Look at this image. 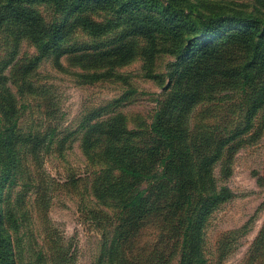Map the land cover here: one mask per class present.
Returning <instances> with one entry per match:
<instances>
[{"label":"rangeland","instance_id":"374dc122","mask_svg":"<svg viewBox=\"0 0 264 264\" xmlns=\"http://www.w3.org/2000/svg\"><path fill=\"white\" fill-rule=\"evenodd\" d=\"M103 1L80 7L99 23L91 32L65 22L71 0H14L35 14L30 29L0 14V232L13 263L264 264V67L249 58L245 26L178 59L159 30L165 0ZM190 1L173 0L193 8L190 19L264 9ZM145 15L162 20L151 36L136 31ZM53 19L62 36L38 59L33 39ZM124 161L145 176L125 181L111 167ZM129 186L147 190L140 209H121Z\"/></svg>","mask_w":264,"mask_h":264},{"label":"trees","instance_id":"16d2710c","mask_svg":"<svg viewBox=\"0 0 264 264\" xmlns=\"http://www.w3.org/2000/svg\"><path fill=\"white\" fill-rule=\"evenodd\" d=\"M47 1L54 5L55 8L61 4V2H65L67 0H41V2ZM72 5L75 6L71 9L69 14L67 15L65 22H67L68 18L71 16V27L85 26L90 32L94 30V27H98L99 23L93 21L88 17V15H82L80 7L83 4V0H71ZM109 0H104L103 2H108ZM187 5L194 6L195 4L186 0ZM261 6L262 5V0ZM68 3V2H67ZM135 4H140L143 8L148 9L149 0H123L120 2L121 9L127 10ZM15 2L14 0H0V14L2 16L1 20H5L6 22H14L20 26L21 29H30L31 26H34L35 14L26 8H22L21 11H15ZM238 5L242 7H233L227 6L225 12H213L210 15H202L200 13H196L192 19L186 18L185 16L191 17L193 15V8L188 7L189 9L185 11V7H183L179 3H173V0H165L164 4H159L158 10L161 14L164 22H161L159 30L167 33L169 35V47L170 53L175 54L178 59H182L189 52L193 50V48H208L212 43H215L220 38L219 30L228 26V29L240 28L242 25L245 27L241 29V32L238 34L241 35V39L246 44V50L248 52L249 58L252 61H256V58L259 59L260 67L259 71L264 67V41L261 39V33H259L260 26L264 21L261 19L262 15L258 12L263 13L264 9H247L242 3H238ZM146 21L144 24L140 25L136 31L139 33H143L145 35L151 36V30L148 27L151 24V21L154 23H158L160 18L155 15H145ZM165 18V19H164ZM176 18L175 22H178V19H182L188 22V24L183 28H174L176 26L173 19ZM162 21V20H160ZM64 21L61 24H58L54 21L51 22L50 28H42V35L35 37L33 40V44L39 52L38 59L44 56L49 52V49L55 45V43L62 36V27L64 25ZM169 25V26H168ZM195 27H191V26ZM264 27V26H263ZM142 28H144L142 30ZM194 28V29H193ZM142 30V31H141ZM47 32V33H44ZM259 33V34H258ZM195 34H201L199 40H196ZM191 35V36H190ZM187 37V41L185 43L182 42L184 38ZM40 38L43 39L40 41ZM258 71V72H259ZM241 78L243 83L247 82L248 76L253 77V73L250 71V68L245 64L240 71ZM151 129L154 132H159V128L156 123L153 121L151 123ZM2 132H0L1 136ZM172 146L171 143L168 147V153L166 158H170L172 156ZM164 160V159H163ZM114 166V167H113ZM111 167L115 168L121 177L128 181L132 179L133 181L136 179H140L142 176H145V171L142 169L141 165L134 164L132 162L124 161L121 163H117V165H112ZM155 173H152L154 175ZM111 184V183H110ZM121 195L120 200L122 202L121 209L125 210H136L140 209L144 201L147 199V190L145 188H137L127 187ZM1 210V206H0ZM190 221V219H189ZM1 231V228H0ZM10 233L6 230L3 233L0 232V264H14L11 259V241H10ZM184 242V238L182 239ZM186 254V251H183ZM199 261H204V259L200 258Z\"/></svg>","mask_w":264,"mask_h":264}]
</instances>
